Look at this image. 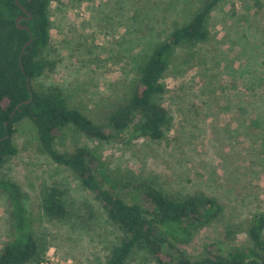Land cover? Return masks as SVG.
<instances>
[{
    "label": "rangeland",
    "instance_id": "obj_1",
    "mask_svg": "<svg viewBox=\"0 0 264 264\" xmlns=\"http://www.w3.org/2000/svg\"><path fill=\"white\" fill-rule=\"evenodd\" d=\"M206 0H50L53 69L37 81L59 85L72 106L96 123L123 104L155 45ZM206 42L179 46L156 97L171 117L161 140L102 141L72 128L56 141L59 151L93 149L118 179L149 182L175 197L202 191L223 212L180 247L193 259L248 244L246 229L264 214V0H220L210 12ZM19 152L0 166L26 195L35 236L45 248L40 264H106L123 233L71 169L37 146L30 121L18 125ZM64 192L68 215L47 217L44 191ZM9 207L0 190V250L9 240ZM35 264V263H30ZM126 264H155L140 250Z\"/></svg>",
    "mask_w": 264,
    "mask_h": 264
},
{
    "label": "trees",
    "instance_id": "obj_2",
    "mask_svg": "<svg viewBox=\"0 0 264 264\" xmlns=\"http://www.w3.org/2000/svg\"><path fill=\"white\" fill-rule=\"evenodd\" d=\"M219 1L206 0L188 20L176 23L143 62L128 99L115 107L104 123H96L68 103L59 85L44 87L37 83L54 66L46 58L50 46V0H19L31 15L20 23L30 31L16 24L17 17L28 15L15 0H0V166L17 155L18 125L30 121L38 149L55 164L71 169L82 186L101 203L109 221L123 233L111 248L106 264H126L140 250L155 264H264L263 213H256L249 220L247 245L220 249L215 254L193 259L180 244L189 242L197 229L221 215L223 207L216 198L202 191L175 197L146 181L118 179L90 147L59 151L55 146L57 138L69 128L102 141L122 140L127 134L131 138L163 139L171 122L166 108L156 101L165 92L164 74L179 46L208 40L206 22ZM30 37L32 41L20 61L21 49ZM31 93L32 100L11 115L16 105L30 99ZM0 190L7 197L10 219L9 240L0 250V264H40L45 248L33 231L25 192L20 184L7 177L0 178ZM63 195L57 186L44 191L41 208L47 217L57 220L67 217Z\"/></svg>",
    "mask_w": 264,
    "mask_h": 264
},
{
    "label": "water",
    "instance_id": "obj_3",
    "mask_svg": "<svg viewBox=\"0 0 264 264\" xmlns=\"http://www.w3.org/2000/svg\"><path fill=\"white\" fill-rule=\"evenodd\" d=\"M15 2L17 3V5L22 9V11L25 13V15H28V16H19L17 17L16 19V24L19 28H22V29H26V30H29V27L27 25H23L20 23V20L24 19V18H29L31 15H30V12L27 11L19 2V0H15ZM30 31V30H29ZM32 41V37H30V39L23 45L22 49H21V53H20V61H21V58L23 56V53L25 51V48L31 43ZM21 69L24 71V67L23 65L21 64ZM27 85H28V88L31 89V85H30V79L28 78L27 79ZM32 100V93H31V97L30 99L28 100H25V101H22L21 103H19L18 105H16L15 109L12 111L11 115H13L15 113V111L17 110V108H19V106H21L22 104H28L30 101Z\"/></svg>",
    "mask_w": 264,
    "mask_h": 264
}]
</instances>
